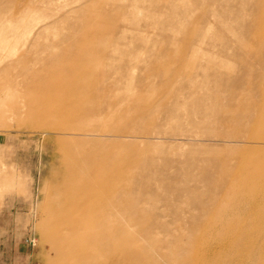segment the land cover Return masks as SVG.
<instances>
[{
	"label": "rangeland",
	"instance_id": "obj_1",
	"mask_svg": "<svg viewBox=\"0 0 264 264\" xmlns=\"http://www.w3.org/2000/svg\"><path fill=\"white\" fill-rule=\"evenodd\" d=\"M0 264H264V0H0Z\"/></svg>",
	"mask_w": 264,
	"mask_h": 264
}]
</instances>
